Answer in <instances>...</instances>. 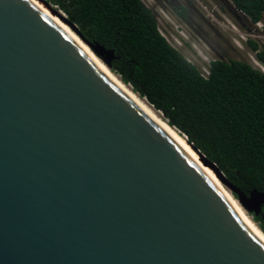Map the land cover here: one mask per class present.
<instances>
[{
  "label": "water",
  "instance_id": "1",
  "mask_svg": "<svg viewBox=\"0 0 264 264\" xmlns=\"http://www.w3.org/2000/svg\"><path fill=\"white\" fill-rule=\"evenodd\" d=\"M187 144L259 212L264 192ZM0 264H264L219 188L32 0H0Z\"/></svg>",
  "mask_w": 264,
  "mask_h": 264
},
{
  "label": "trees",
  "instance_id": "2",
  "mask_svg": "<svg viewBox=\"0 0 264 264\" xmlns=\"http://www.w3.org/2000/svg\"><path fill=\"white\" fill-rule=\"evenodd\" d=\"M91 44L112 51L110 70L249 196L264 192V71L212 60L207 75L170 45L141 0H46ZM251 23L264 0H231ZM264 66V48L251 43ZM236 197V195H234ZM252 220L264 234V205Z\"/></svg>",
  "mask_w": 264,
  "mask_h": 264
},
{
  "label": "rangeland",
  "instance_id": "3",
  "mask_svg": "<svg viewBox=\"0 0 264 264\" xmlns=\"http://www.w3.org/2000/svg\"><path fill=\"white\" fill-rule=\"evenodd\" d=\"M141 1L151 11L153 10L158 28L170 45L193 63L202 74L207 75L208 65L212 60L243 61L255 69L264 71V66L256 60L250 44L255 43L258 48H264V12L261 21L253 24L234 7L231 0L202 1L199 8L205 19L206 29V36L203 39L196 35L191 37L185 25L180 26L169 16L168 18L161 13L162 17H158L152 0ZM98 58L106 65L100 57ZM159 115L161 116L160 113ZM225 188L238 202L234 194ZM244 211L252 220L251 214L245 209Z\"/></svg>",
  "mask_w": 264,
  "mask_h": 264
},
{
  "label": "bare ground",
  "instance_id": "4",
  "mask_svg": "<svg viewBox=\"0 0 264 264\" xmlns=\"http://www.w3.org/2000/svg\"><path fill=\"white\" fill-rule=\"evenodd\" d=\"M38 6L43 8L61 27H63L77 43L88 53V55L96 62V64L111 78L136 104H138L201 168L206 176L219 188L224 194L239 216L242 218L245 225L252 231V233L264 244V234L257 228L254 222L247 216L244 209L240 204L230 195L221 181L217 178L215 173L203 164L201 158L197 153L187 144L185 137L182 136L175 128L170 127L167 122L156 112L144 99L135 94L131 88L119 79L118 76L113 74L112 71L93 53V51L81 41L77 34L67 24L63 22L55 13L48 8L42 0H32Z\"/></svg>",
  "mask_w": 264,
  "mask_h": 264
},
{
  "label": "flooded vegetation",
  "instance_id": "5",
  "mask_svg": "<svg viewBox=\"0 0 264 264\" xmlns=\"http://www.w3.org/2000/svg\"><path fill=\"white\" fill-rule=\"evenodd\" d=\"M202 1L205 0H152L158 17H162L161 13L169 16L180 26L185 25L191 37L196 35L205 39V19L199 8Z\"/></svg>",
  "mask_w": 264,
  "mask_h": 264
},
{
  "label": "clouds",
  "instance_id": "6",
  "mask_svg": "<svg viewBox=\"0 0 264 264\" xmlns=\"http://www.w3.org/2000/svg\"><path fill=\"white\" fill-rule=\"evenodd\" d=\"M130 87V86H129Z\"/></svg>",
  "mask_w": 264,
  "mask_h": 264
}]
</instances>
